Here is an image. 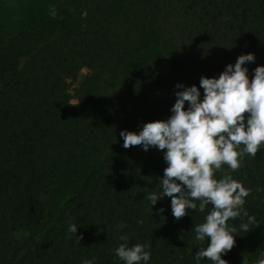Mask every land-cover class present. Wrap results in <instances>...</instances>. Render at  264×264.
<instances>
[{
	"label": "trees",
	"instance_id": "1",
	"mask_svg": "<svg viewBox=\"0 0 264 264\" xmlns=\"http://www.w3.org/2000/svg\"><path fill=\"white\" fill-rule=\"evenodd\" d=\"M75 1L84 10L77 33L58 0L59 20L0 35V264H123L114 254L122 235L129 247L148 245L149 264H195L207 241L191 229L212 206L176 220L164 197L150 210L146 197L160 192L166 167L162 151L124 149L119 133L166 120L178 83L197 86L203 98L200 78H217L242 54L255 55L245 65L251 80L264 66V0ZM150 30L160 51L137 62L151 48ZM80 71L74 105L68 89ZM53 175L73 191L55 213L44 205ZM214 175L250 190L244 208L255 217L247 232L240 218L228 221L237 231L222 259L259 264L264 144L237 170L223 165ZM69 223L78 226L74 237Z\"/></svg>",
	"mask_w": 264,
	"mask_h": 264
},
{
	"label": "clouds",
	"instance_id": "2",
	"mask_svg": "<svg viewBox=\"0 0 264 264\" xmlns=\"http://www.w3.org/2000/svg\"><path fill=\"white\" fill-rule=\"evenodd\" d=\"M254 62L253 53L242 54L217 78L202 76L199 88L203 98L197 86L176 84L180 90L174 93L175 103L166 120L144 123L138 132L119 133L124 149L140 146L144 152L151 148L162 151L166 167L158 182L160 192L146 197L150 210L164 197L170 198L171 214L176 220L186 216L188 210L204 212L206 206H212L204 222L191 229L196 241H207V246L193 255L195 264L201 260L206 264H227L222 256L233 248L237 231L228 221L240 218V230L245 232L255 223V217L244 208L250 190L230 175L219 180L214 175L223 165L237 170L245 155L254 158L264 144V66L253 69L249 80L245 65ZM77 227L69 223L67 232L71 237ZM120 240L123 243L114 249V254L123 264H149L148 245L129 247L126 235ZM76 241L79 243V238ZM82 264L95 262L84 260Z\"/></svg>",
	"mask_w": 264,
	"mask_h": 264
},
{
	"label": "rangeland",
	"instance_id": "3",
	"mask_svg": "<svg viewBox=\"0 0 264 264\" xmlns=\"http://www.w3.org/2000/svg\"><path fill=\"white\" fill-rule=\"evenodd\" d=\"M58 0H0V35L10 38L20 31L34 32L47 21H57L61 17L55 12L54 6ZM62 9L70 18L67 25L72 32L81 30L84 17L83 8L75 0H62ZM151 48L148 52L137 57V62L143 60L149 54L160 51L156 35L150 30ZM85 71H80L76 80L71 82L68 94L71 103L76 104V91L85 76ZM67 182L58 175H53L48 185L45 208L48 212L55 213L62 202L69 197L73 191L66 187ZM237 264H247L239 261ZM257 264V263H252Z\"/></svg>",
	"mask_w": 264,
	"mask_h": 264
}]
</instances>
